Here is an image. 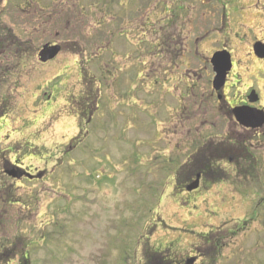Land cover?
I'll use <instances>...</instances> for the list:
<instances>
[{
  "label": "rangeland",
  "instance_id": "1",
  "mask_svg": "<svg viewBox=\"0 0 264 264\" xmlns=\"http://www.w3.org/2000/svg\"><path fill=\"white\" fill-rule=\"evenodd\" d=\"M0 2V246L30 241V264H264V134L230 155L206 98L225 46L264 105V0L228 20L213 0ZM46 43L62 49L41 64ZM211 145L217 172L186 191Z\"/></svg>",
  "mask_w": 264,
  "mask_h": 264
},
{
  "label": "flooded vegetation",
  "instance_id": "2",
  "mask_svg": "<svg viewBox=\"0 0 264 264\" xmlns=\"http://www.w3.org/2000/svg\"><path fill=\"white\" fill-rule=\"evenodd\" d=\"M200 1L204 2L206 0H200ZM239 1L240 0H229L228 2L225 0H213V2L221 5V12H223L227 20L228 18L226 16V7H230L233 3L239 4L240 3ZM0 5H1V2H0ZM25 6L26 7L28 6L26 2L23 4L22 7H20L19 9L20 12L21 10H23V7ZM242 9L243 7L239 4V7L237 10L242 12ZM259 12L263 13L262 9H259ZM225 29H226V26L224 28V32H225ZM11 31H12L11 29L6 30L0 25V32L3 33V34H0V36L4 37V39H0V41L6 40L7 38L11 37L12 36ZM13 37L14 35L12 36V38ZM255 43H258L259 45L258 52L264 51V39L261 41L256 40ZM219 50H224L227 52V53L226 52L224 53H226V55L229 56L231 64H229L228 68L226 67L223 70V73H224L223 82L218 81L217 87H215L214 79L216 77V72L212 65L211 58L209 59V64L211 65V69L213 72L212 80L210 81L212 90H211V93L206 96V98L207 99L209 98L212 101H214L213 106L216 111L223 108L225 112H223L222 114L225 120L227 122H230L235 127V129L232 128L230 131L229 143L231 146L228 145L227 143H221V147H225L223 149H227L231 155L232 152L234 153L233 145L239 144L241 145L242 150L247 154L246 157L248 158L251 156V160H252L253 153H252V148L250 147V145L253 143V139L255 137H259L260 134H264V105L261 103L262 94L258 88H255L252 85L246 86L242 91L237 89V85L238 83H240V80H239V74L233 73L235 64H236L235 58L232 52L227 50L225 46H223ZM219 50H215V51H219ZM251 53H252V57L254 56L256 60L264 61L263 56L260 57L259 55H256L257 53H255L254 51V45H252ZM234 79L235 81L233 82ZM205 101L207 102L206 99ZM222 142H226V141L222 140ZM215 145H211L213 146V148H211L208 155L205 158H203L205 162H198V165H200V167L192 168L190 170L191 175H189V177L187 178L189 181L191 179L192 180L198 179L199 185H201L202 181L206 180L211 174L212 176H214V172H217L215 165L218 159L213 158V156L216 154L215 152L218 149V146H215ZM236 152H238L237 148H236ZM230 155L228 159H231ZM193 159H196V157L193 156L192 160ZM189 162H191V158L189 159ZM193 165L197 166L196 164H193ZM197 258L198 257L196 258L191 257L187 259L186 262H184V264H194L196 263V261H198ZM162 259H163L162 260L163 262H160V263H164V260H167V258H162ZM174 264H177V263H174Z\"/></svg>",
  "mask_w": 264,
  "mask_h": 264
},
{
  "label": "water",
  "instance_id": "3",
  "mask_svg": "<svg viewBox=\"0 0 264 264\" xmlns=\"http://www.w3.org/2000/svg\"><path fill=\"white\" fill-rule=\"evenodd\" d=\"M60 51L59 45H44L42 49L39 52V59L41 62H46L50 59H53ZM254 51L259 55L260 57H264V54H260L259 51V45L256 43L254 45ZM214 70L216 72V77L214 79V86L217 87V82L221 81L223 82L224 73L223 70L227 67H229L230 59L229 56H227L224 52H216L212 59H211ZM6 173L14 178H19L22 176V173L17 172L16 170H6ZM198 187V179L191 182L189 185L186 186V190L190 191Z\"/></svg>",
  "mask_w": 264,
  "mask_h": 264
},
{
  "label": "trees",
  "instance_id": "4",
  "mask_svg": "<svg viewBox=\"0 0 264 264\" xmlns=\"http://www.w3.org/2000/svg\"><path fill=\"white\" fill-rule=\"evenodd\" d=\"M10 166V165H9ZM8 167V163L6 165ZM25 238L21 236L15 237V239L11 242L1 244L0 246V264H9L12 261H14L17 255H19L17 264H30L29 260V252L30 249V241H24ZM158 253L154 250H146L145 251V259L146 261L149 260L150 262L148 264H151L153 262L154 256Z\"/></svg>",
  "mask_w": 264,
  "mask_h": 264
}]
</instances>
